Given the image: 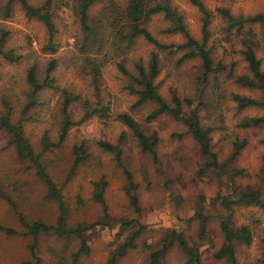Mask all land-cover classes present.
Here are the masks:
<instances>
[{"label":"rangeland","instance_id":"rangeland-1","mask_svg":"<svg viewBox=\"0 0 264 264\" xmlns=\"http://www.w3.org/2000/svg\"><path fill=\"white\" fill-rule=\"evenodd\" d=\"M46 0H29L32 5L40 6ZM129 0H114L124 8ZM178 9L190 33L197 39L202 38L201 13L189 0H165ZM209 9L229 8L234 14L254 15L264 12V0H203ZM9 0H0V34L6 36V48L13 49L19 60L9 61L0 56V113L11 107L12 120L23 118L24 132L35 151L42 153V160L58 185L69 206V223H96L86 231L91 245V252L78 261L73 252L79 247V239L42 235L39 255L47 264H107L109 254L124 239L137 231L139 224L148 227L137 239L136 248L120 258L117 264H150L153 248H158L169 229L182 230L191 242H196L202 252L201 264H221L214 257L223 242L219 218L224 210L218 198L230 191L232 183L238 185H260L261 166L264 161V125L243 127L245 117L263 116L264 107L254 105L244 109L231 98L232 93L250 97H260L261 91L237 84L229 78L227 72L220 74L218 85L208 83L204 88L205 105L200 107L201 121L212 125L213 147L221 160L230 157L234 143L247 140V145L239 156L232 161L234 167L243 169V173L234 176L232 183L219 178L211 170L201 172L204 157L200 146L187 132L186 125L169 114H163L153 122H147V115L155 104L146 103L135 106L137 95L130 89L131 78L124 74L118 64L123 63L134 73V61L147 60L153 45L143 39H137L129 51L113 50L110 41L106 45L109 52L107 64L102 68V98L110 106V118L93 115L77 121L60 146L44 150L42 140L45 132L50 139L58 141L61 125L59 116L60 92L46 88L38 94V103L30 104L31 90L27 82V71L31 66L38 69L42 78L49 61L57 60L53 76L61 88H67L83 98L94 101L91 77L84 62L79 40L83 32L79 22L76 0L54 1V22L58 41L57 51L44 49L48 42V31L44 22L36 17H29L22 6L13 1L7 12ZM111 0H100L93 13L105 10ZM224 20L214 13L211 24L209 44L214 43L215 62L222 60L230 65L237 63V73L248 72L247 63L242 57L239 44L233 49H225L219 43L222 37ZM151 32L164 43H184L182 32H165L168 21L158 14L148 24ZM261 33L262 27L254 26ZM262 35V34H261ZM262 38V36H260ZM189 50L168 53L160 51L161 73L156 79L159 91L167 98L170 89H176L182 98H194L202 72L199 58H180ZM264 69V42L258 50ZM230 67V66H229ZM223 95V97H219ZM43 103V105H41ZM30 105V107H28ZM185 110H189L186 106ZM75 120L83 116L80 103L71 108ZM128 112L149 132L157 131L160 141L157 147L159 164L152 154L142 151L138 140L128 127L116 119L117 114ZM121 136L123 139L121 140ZM100 139L119 144L123 150L126 165L134 174L139 185L142 214H137L131 207L126 193V177L116 164L114 155L103 150ZM10 135L0 130V181L3 190L17 204V210L0 197V264H21L30 257V236L22 226L19 213L29 221L43 219L54 222L58 213L55 201L47 197V187L37 176L36 169L27 161L21 160L12 144ZM84 143L89 156L80 164L76 173L66 182L75 159L74 146ZM102 176L108 182L105 197L108 205L106 218L102 206L93 197L94 182ZM202 210L214 217L204 240H198V218L196 212ZM124 219H136L138 223L122 228ZM233 221L237 226L247 225L253 232L250 245L242 244L238 250L239 264H264V208L255 205L235 206ZM98 223V224H97ZM11 227L18 233L9 234L4 229ZM168 264H185V256L175 245L166 254Z\"/></svg>","mask_w":264,"mask_h":264},{"label":"trees","instance_id":"trees-1","mask_svg":"<svg viewBox=\"0 0 264 264\" xmlns=\"http://www.w3.org/2000/svg\"><path fill=\"white\" fill-rule=\"evenodd\" d=\"M13 1L18 2L29 17H36L42 20L48 31V42L44 49L50 52H56L58 41L55 38L57 28L54 22V1L46 0L40 6L32 5L29 0H9L6 5L7 12L11 10ZM100 0H76L78 7V16L80 26L83 32L79 45L84 62L91 77L94 101L89 98H83L67 88H61L53 76L57 67V60L52 58L49 61L44 77H40L38 69L31 66L27 71V82L30 87V104L38 103V94L46 88L58 90L60 92L59 116L61 125L59 129L58 141L50 139L48 132H45L42 147L49 150L53 146H60L67 138L70 129L76 125L77 121L98 115L101 118H110V106L107 104L102 94V68L107 64L109 52L113 50L129 51L137 39H143L153 45L147 60L139 59L134 61V73H132L123 63H119L120 70L131 78L130 89L137 95L135 106H142L146 103H153L155 107L147 115L146 121L153 122L163 114H169L174 119L182 121L187 132L200 146L204 157V163L201 172L211 170L219 178L232 183L233 177L243 173V169L234 167V161L242 149L247 145V140L236 141L234 150L229 158L221 160L218 153L214 150L212 139L215 131L214 126L204 125L201 121L200 107L205 105L203 99L204 88L208 83L218 85L220 74L227 72L229 78L237 84L261 91L260 97H250L240 93H232L231 98L238 104V107L244 109L249 106L264 107V69L262 59L259 57L258 50L264 42V12L254 15L234 14L229 8L218 7L212 11L207 7L203 0H189L196 5L201 13L202 20V38H195L184 22L183 15L177 8L165 0H129L124 8H120L114 0L111 4L97 14L93 13V7ZM214 13L221 16L224 20L222 27V37L219 43H224L225 49H233L235 44H239L241 54L247 63L248 72L237 73V63L230 65L222 60L215 62L213 57L214 43L209 44L211 38V24ZM161 14L168 21V27L165 32H182L186 37L184 43H164L157 38L149 29V22L155 15ZM256 24L262 27L261 33L254 27ZM262 34V35H261ZM8 32L3 30L0 34V56L9 60H19V55L13 49L6 48V36ZM262 36V38L260 37ZM110 41L112 51L106 49ZM107 42V43H106ZM189 50L180 58V62L187 59L199 58L201 61L202 72L199 76V83L194 98H182L176 89H170V97H165L158 89L156 79L161 73L162 65L160 51L174 53L185 48ZM230 66V67H229ZM219 97H223L220 95ZM80 103L83 109V116L80 120H75L71 111L75 103ZM43 105V103H41ZM189 110H185V108ZM30 107V105H28ZM11 107H7L0 113V130L10 135L9 143L15 148L18 157L21 160H27L35 169L37 176L45 183L47 187V197L56 202L58 213L54 222L50 223L43 219H36L29 222L23 214L19 213V219L26 234L30 236L29 243L30 257L21 264H47L39 255V247L42 235H55L57 237H77L79 247L73 252V258L78 261L82 256L91 252V245L86 237V231L96 223L80 222L76 225L69 223V206L62 193V187L56 183L48 166L42 160V153H37L24 132L23 118L13 121ZM117 120L122 121L138 140V143L144 152L153 155L156 163L159 164L157 147L160 136L157 131L149 132L128 112H121L116 116ZM264 125V115L245 117L241 126L259 127ZM123 136H121V140ZM98 145L105 151L114 155L116 164L122 169L126 177L125 190L129 196L130 204L137 214H142V205L139 196V185L135 181L134 174L126 165L123 158V150L119 144L111 143L100 139ZM85 144L74 146L75 159L67 176L69 181L76 173L80 164L89 156ZM228 182V183H229ZM260 185H238L232 183L230 191L218 198L219 205L224 210L223 214L218 215L220 229L223 233V242L214 252V257L221 264H239L238 250L242 244L250 245L253 241V232L247 225L237 226L233 221V210L235 206L255 205L264 208V161L261 166ZM108 182L105 176H102L94 182L92 197L103 209L104 216L108 215V205L105 192ZM0 197L5 199L13 209L17 210V204L14 199L7 194L0 181ZM18 211V210H17ZM198 218V240H204L208 234L213 215L202 210L196 212ZM136 219H124L122 228H127L134 223ZM98 224V223H97ZM146 224H139L137 231L133 232L126 239L117 245L109 254L107 264H117L118 260L127 255V253L136 248L137 239L147 229ZM7 233H18L11 227L4 228ZM177 245L185 256V264H201L202 252L196 242H191L182 230L177 228L166 231L161 245L153 248L150 255V264H168L166 254Z\"/></svg>","mask_w":264,"mask_h":264}]
</instances>
